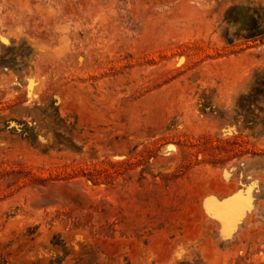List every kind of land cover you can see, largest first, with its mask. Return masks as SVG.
<instances>
[{
    "label": "rangeland",
    "instance_id": "374dc122",
    "mask_svg": "<svg viewBox=\"0 0 264 264\" xmlns=\"http://www.w3.org/2000/svg\"><path fill=\"white\" fill-rule=\"evenodd\" d=\"M0 264H264V0H0Z\"/></svg>",
    "mask_w": 264,
    "mask_h": 264
}]
</instances>
